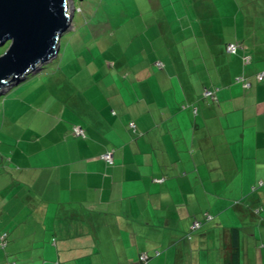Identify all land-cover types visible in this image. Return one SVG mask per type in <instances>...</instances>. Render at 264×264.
<instances>
[{
	"label": "crops",
	"instance_id": "obj_1",
	"mask_svg": "<svg viewBox=\"0 0 264 264\" xmlns=\"http://www.w3.org/2000/svg\"><path fill=\"white\" fill-rule=\"evenodd\" d=\"M242 55L209 45L203 62L212 68L199 86L184 79L178 91L145 89L121 114L69 97L48 111L38 138L20 142L26 207L40 211L63 247L74 243L76 264H98L106 232L122 250L99 264H141L143 253L148 264H231L236 238L240 264H264V184L253 190L264 183V59L250 54L245 66ZM241 74L250 88L236 82ZM214 86L218 101L204 98ZM108 151L113 165L101 158ZM196 221L202 227L192 230ZM10 253L0 251V264Z\"/></svg>",
	"mask_w": 264,
	"mask_h": 264
},
{
	"label": "rangeland",
	"instance_id": "obj_2",
	"mask_svg": "<svg viewBox=\"0 0 264 264\" xmlns=\"http://www.w3.org/2000/svg\"><path fill=\"white\" fill-rule=\"evenodd\" d=\"M68 1L74 13L58 59L0 96V232L10 245L0 251L11 252L9 264H76L74 243L63 247L40 211L26 207L19 176L20 142L42 134L48 111L75 96L83 108L121 114L135 109L145 89L178 91L184 79L197 87L212 68L203 62L209 45L240 42L264 59V0ZM9 46L0 47V56ZM104 236L91 251L98 264L103 253L118 260L122 250L116 233Z\"/></svg>",
	"mask_w": 264,
	"mask_h": 264
},
{
	"label": "water",
	"instance_id": "obj_3",
	"mask_svg": "<svg viewBox=\"0 0 264 264\" xmlns=\"http://www.w3.org/2000/svg\"><path fill=\"white\" fill-rule=\"evenodd\" d=\"M68 0H0V96L58 59L73 18Z\"/></svg>",
	"mask_w": 264,
	"mask_h": 264
},
{
	"label": "built area",
	"instance_id": "obj_4",
	"mask_svg": "<svg viewBox=\"0 0 264 264\" xmlns=\"http://www.w3.org/2000/svg\"><path fill=\"white\" fill-rule=\"evenodd\" d=\"M241 48H243V46H242L241 44H239V43H230V44H228V46H227V48H226V51H227L228 53H231V54H236ZM243 60H244L245 64H247V63H249V62L251 61V56L245 53ZM157 66H158L159 68H163V67H164V64L161 63V62H159V63H157ZM257 76H258V79H259V80L264 79V70L261 71ZM238 80L241 81V82H244V86H245V87H249V86H250V84L247 83V82L244 80L243 77L238 78ZM204 95H205L206 97H211L213 100H216V98L214 97V93H213L212 91H210V90H206L205 93H204ZM129 127H130V129H132L133 131H136V125H135V123L131 122V123L129 124ZM75 134H76L77 136H82V137H84V138L86 137V134H85L84 129H82V128H80V127L75 129ZM101 158H102L106 163H108L109 165H113V163H114L113 151H108V152L104 153V154L101 156ZM159 182H163V180H159ZM207 218H208V219H211L212 217H211L210 215H207ZM201 227H202V222L196 221V222L193 223L191 229H192V230H198V229H200ZM6 239H7V235H6V234L1 235V243H2V245H6ZM146 259H147L146 254H143V255L141 256V260H142V261H146Z\"/></svg>",
	"mask_w": 264,
	"mask_h": 264
},
{
	"label": "trees",
	"instance_id": "obj_5",
	"mask_svg": "<svg viewBox=\"0 0 264 264\" xmlns=\"http://www.w3.org/2000/svg\"><path fill=\"white\" fill-rule=\"evenodd\" d=\"M231 43H239V44H241L240 42H231ZM229 44H230V43H229ZM241 45H242V44H241ZM227 46H228V44L226 45V48H227ZM242 46H243V48H241L236 54H232V55H237V54H239V52L242 51V52H243V55H242L243 65L247 66V65H249V64L252 63V56H251V55L248 53V51L244 48V45H242ZM226 53H228V52L226 51ZM245 53L251 56V61H250L249 63H247V64H245V62H244V60H243ZM228 54H231V53H228ZM259 73H260V72H259ZM259 73H258V74H259ZM240 77H243L244 80H245L247 83L250 84V86H249V87H245V86H244V82H241V81L238 80V78H240ZM262 80H263V79H262ZM236 82L242 84L243 87L246 88V89H248V88L251 87V83L248 81L247 77H246L244 74H241V75H239L238 77H236ZM206 90H210V91H212V92L214 93V97L216 98V100H213L211 97H206V96L204 95V93H205ZM218 91H219V87H217V86H214V87H212V88H207V89L204 90L203 97L206 98V99L213 100V101H218V99H217V92H218ZM130 123H131V122H130ZM130 123H129V124H130ZM133 123H134V122H133ZM135 125H136V124H135ZM84 131H85V130H84ZM136 131H137V127H136ZM136 131H134V132H136ZM85 134H86V131H85ZM78 137L84 138V137H82V136H78ZM86 138H87V136H86L84 139H86ZM102 155H103V154H102ZM102 155H101V156H102ZM263 184H264L263 182L258 183V185L254 186L253 190H255L258 186H262ZM258 212H259V211H258ZM3 234H6V233H3ZM3 234H2V235H3ZM6 235H7V234H6ZM189 237H190V235H189ZM7 244H8V242H7V239H6V245H2V243H1V247H6ZM143 254H146V253H143ZM143 254L140 255V258H139V259H140V263H141V264H148V261H149L150 258H149V256L146 254V256H147L146 261H142V260H141V256H142ZM156 254H158V253H156ZM231 264H240L239 248H238L237 238H236V240H234L233 253H232V257H231Z\"/></svg>",
	"mask_w": 264,
	"mask_h": 264
}]
</instances>
